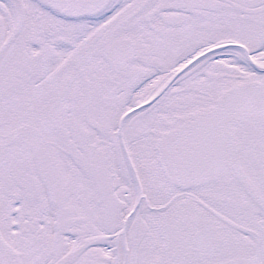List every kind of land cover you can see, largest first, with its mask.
<instances>
[{
    "label": "snow or ice",
    "instance_id": "obj_1",
    "mask_svg": "<svg viewBox=\"0 0 264 264\" xmlns=\"http://www.w3.org/2000/svg\"><path fill=\"white\" fill-rule=\"evenodd\" d=\"M0 264H264V0H0Z\"/></svg>",
    "mask_w": 264,
    "mask_h": 264
}]
</instances>
